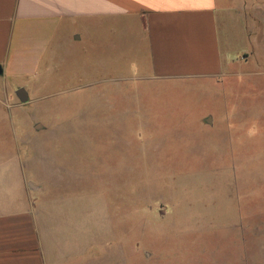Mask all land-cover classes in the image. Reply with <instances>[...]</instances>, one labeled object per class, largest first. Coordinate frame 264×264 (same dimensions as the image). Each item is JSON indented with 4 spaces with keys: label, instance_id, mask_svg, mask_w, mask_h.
<instances>
[{
    "label": "rangeland",
    "instance_id": "1",
    "mask_svg": "<svg viewBox=\"0 0 264 264\" xmlns=\"http://www.w3.org/2000/svg\"><path fill=\"white\" fill-rule=\"evenodd\" d=\"M244 6L220 81L117 82L80 41L0 82V178L70 264H264V4Z\"/></svg>",
    "mask_w": 264,
    "mask_h": 264
},
{
    "label": "crops",
    "instance_id": "2",
    "mask_svg": "<svg viewBox=\"0 0 264 264\" xmlns=\"http://www.w3.org/2000/svg\"><path fill=\"white\" fill-rule=\"evenodd\" d=\"M246 2L0 0V82L36 77L53 52L80 41L89 64L120 71L117 82L220 81L244 45ZM16 185L0 178V264H70L36 194Z\"/></svg>",
    "mask_w": 264,
    "mask_h": 264
},
{
    "label": "water",
    "instance_id": "3",
    "mask_svg": "<svg viewBox=\"0 0 264 264\" xmlns=\"http://www.w3.org/2000/svg\"><path fill=\"white\" fill-rule=\"evenodd\" d=\"M15 94L21 103H25L28 100V95L23 88L18 89Z\"/></svg>",
    "mask_w": 264,
    "mask_h": 264
}]
</instances>
